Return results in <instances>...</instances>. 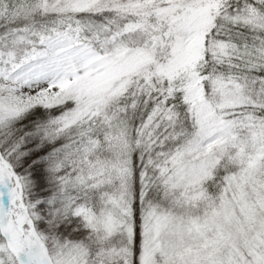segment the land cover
<instances>
[{
  "label": "snow or ice",
  "instance_id": "snow-or-ice-1",
  "mask_svg": "<svg viewBox=\"0 0 264 264\" xmlns=\"http://www.w3.org/2000/svg\"><path fill=\"white\" fill-rule=\"evenodd\" d=\"M0 264H264V0H0Z\"/></svg>",
  "mask_w": 264,
  "mask_h": 264
}]
</instances>
